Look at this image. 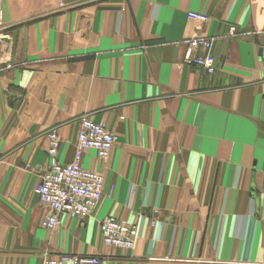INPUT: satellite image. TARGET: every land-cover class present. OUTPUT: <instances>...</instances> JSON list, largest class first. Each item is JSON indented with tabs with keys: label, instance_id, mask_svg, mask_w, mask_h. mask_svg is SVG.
I'll return each instance as SVG.
<instances>
[{
	"label": "crops",
	"instance_id": "0c3cea01",
	"mask_svg": "<svg viewBox=\"0 0 264 264\" xmlns=\"http://www.w3.org/2000/svg\"><path fill=\"white\" fill-rule=\"evenodd\" d=\"M1 1L0 246L103 264H264V0ZM200 34L215 39L214 74L185 61ZM83 117L116 136L107 159L83 155L103 198L49 230L36 194L47 133L69 163ZM107 217L139 228L130 251L104 244Z\"/></svg>",
	"mask_w": 264,
	"mask_h": 264
},
{
	"label": "built area",
	"instance_id": "2783aa9c",
	"mask_svg": "<svg viewBox=\"0 0 264 264\" xmlns=\"http://www.w3.org/2000/svg\"><path fill=\"white\" fill-rule=\"evenodd\" d=\"M189 18L196 23L204 24L208 21L209 16L207 13H190ZM3 29L4 12L0 0V36ZM235 32L236 29L232 28L230 35L233 36ZM214 44V38H207L202 34L197 35L189 43L186 63L201 67L209 74H214L216 72V60L213 55ZM195 48H203L206 54L202 57H194L192 49ZM261 63L264 70V43ZM47 138L49 162L42 169L41 181L36 187V194L40 203L50 211L43 224L44 228L55 230L60 226L62 214L84 220L97 209L103 198L104 175L83 167V153L91 149L96 151L99 159H107L116 143V136L102 124L95 123L89 118H83L76 142V155L67 164H62L58 160L60 143L57 132L50 131ZM100 231L106 246L126 251H130L140 237V230L137 226L114 217H108L101 221ZM43 264H103V262L97 257L62 255L46 256L43 259Z\"/></svg>",
	"mask_w": 264,
	"mask_h": 264
},
{
	"label": "rangeland",
	"instance_id": "374dc122",
	"mask_svg": "<svg viewBox=\"0 0 264 264\" xmlns=\"http://www.w3.org/2000/svg\"><path fill=\"white\" fill-rule=\"evenodd\" d=\"M83 118H89L90 117H83ZM82 118V119H83ZM81 119V121H82ZM93 121V120H92ZM96 123V122H95ZM99 124V123H98ZM104 126V125H103ZM105 127V126H104ZM106 128V127H105ZM81 129V127H80ZM107 129V128H106ZM80 131V130H79ZM110 131V130H109ZM56 132V131H55ZM111 133H113L112 131H110ZM48 134V133H47ZM58 134V133H57ZM114 134V133H113ZM115 135V134H114ZM58 138H59V135H58ZM59 143L60 142V139H59ZM76 146V145H75ZM48 147H49V144H48ZM47 147V148H48ZM48 150V149H47ZM60 151V149H59ZM87 151V150H86ZM85 151V152H86ZM84 152V153H85ZM83 153V155H84ZM75 155H76V150H75ZM74 155V157H75ZM47 156H48V160H49V155H48V151H47ZM58 156H59V153H58ZM73 157V159H74ZM72 159V160H73ZM97 159L98 156H97ZM59 160V158H58ZM71 160V161H72ZM101 159H99L100 161ZM82 161H83V157H82ZM49 162V161H48ZM60 162V161H59ZM67 164V163H66ZM45 168V167H44ZM44 168H41L40 170L38 169V172L40 171L41 175H42V169ZM37 170V169H36ZM88 170V169H87ZM90 171H93V170H90ZM97 172V171H95ZM97 173H101V172H97ZM102 174V173H101ZM42 205V204H41ZM43 206V205H42ZM45 207V206H44ZM49 215V213L45 216L43 222H42V226L46 220V217ZM108 218V217H107ZM44 227V226H43ZM101 232V231H100ZM62 255H67V256H79L81 257L80 255H71V254H59L57 256H62ZM46 256H54L52 254H50V252H44L43 249H41V247H37V246H29V245H26V246H0V264H40V261H41V264H43V259L46 257ZM88 257H97V258H100L98 256H88ZM1 259H6L5 261H2ZM22 259V261L20 260ZM101 259V258H100Z\"/></svg>",
	"mask_w": 264,
	"mask_h": 264
}]
</instances>
